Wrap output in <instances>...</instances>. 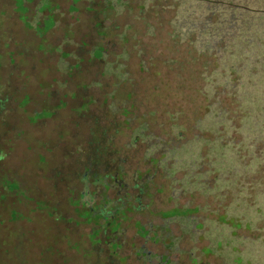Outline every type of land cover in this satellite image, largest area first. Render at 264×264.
Instances as JSON below:
<instances>
[{
  "label": "rangeland",
  "instance_id": "1",
  "mask_svg": "<svg viewBox=\"0 0 264 264\" xmlns=\"http://www.w3.org/2000/svg\"><path fill=\"white\" fill-rule=\"evenodd\" d=\"M174 3L0 0V264H264V172L244 168L264 165L201 80L222 59L210 87L254 128L264 0H235L216 58L194 63Z\"/></svg>",
  "mask_w": 264,
  "mask_h": 264
},
{
  "label": "trees",
  "instance_id": "2",
  "mask_svg": "<svg viewBox=\"0 0 264 264\" xmlns=\"http://www.w3.org/2000/svg\"><path fill=\"white\" fill-rule=\"evenodd\" d=\"M174 6L179 8L181 10V7L185 8L186 10H182L181 13L176 15V19H174L169 22L170 30L169 36L174 42V46L177 47L180 44H182L184 47H186L187 50V56L189 59H191V63L195 62V59L202 58L208 59L209 57H213L211 54L213 50L219 46V44H213L215 41V38L217 36L219 39L225 40V37L227 35H230L232 30L235 28V21L238 20V17L235 16L236 12L234 8H237V5H235V0H174ZM196 3V4H195ZM197 3H200L197 5ZM198 9L197 15L196 13H193V11H190V9L194 8ZM240 19V18H239ZM185 50V51H186ZM216 58V57H213ZM216 60V59H215ZM217 64V62H216ZM222 64V59H219V64L213 66L215 69L216 67L219 68ZM210 63L207 64L206 62L203 63L202 67V73H201V80H202V88L205 92L209 90V93L206 94L203 93L205 100L207 102L205 111L207 109H211V105L214 107L213 109L217 110V112L220 114V117L218 118L219 122H226L228 120V126L232 131L230 133L236 132L240 135V138L246 139L248 146L252 145L251 149H254V155L252 156L253 159L260 162L264 165V160H262V152H264V109L259 113L257 120L254 123V128H248L247 120L239 119L240 127H236L233 124V121L230 117H228V111H225V109L221 106V99L218 98V91L215 89V87H210L209 83H215L216 79L212 78L209 72ZM219 70H221L219 68ZM222 71V70H221ZM241 83L243 81L239 78L238 79ZM236 80L235 83L237 85L235 87H229L232 92L228 95H232V98L236 97V103H238V111L240 114L239 117H243V119L250 115L251 109L246 108L243 105V97H245V92L243 91V87L239 86V81ZM219 83L222 85H228L230 82V79L228 77H221L219 78ZM234 83V84H235ZM238 86V87H237ZM210 88H213L214 90L210 93ZM239 89V90H238ZM217 91V93H216ZM202 92V91H201ZM239 94H233V93ZM222 94V93H220ZM222 124V123H221ZM237 130V131H234ZM240 139V140H241ZM235 141V139H233ZM240 156V164L238 167H244L243 164H248L246 162V159L248 158L246 154H242L241 152H238ZM258 154L260 158H255V154ZM247 157V158H246ZM249 159V158H248ZM250 161V159H249ZM247 168L248 172L253 174V172L256 170L257 172L260 171L264 172V166H248L244 167ZM258 169V170H257ZM259 173V172H258ZM228 209V208H227ZM227 209L225 211H227Z\"/></svg>",
  "mask_w": 264,
  "mask_h": 264
},
{
  "label": "flooded vegetation",
  "instance_id": "3",
  "mask_svg": "<svg viewBox=\"0 0 264 264\" xmlns=\"http://www.w3.org/2000/svg\"><path fill=\"white\" fill-rule=\"evenodd\" d=\"M111 185H113V186H119V187H121V184L120 183H118V179H117V177L116 176H113V182H112V184ZM110 185V186H111ZM148 256H152V254H150V253H148ZM163 255H160V257H162ZM137 260H142V258L141 259H137ZM144 260H145V258H144ZM157 262V261H156ZM147 264H151V262H148ZM173 264H177L176 262H174L173 261Z\"/></svg>",
  "mask_w": 264,
  "mask_h": 264
}]
</instances>
